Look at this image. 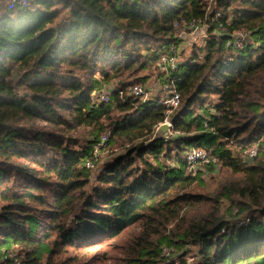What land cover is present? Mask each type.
<instances>
[{"label":"trees","instance_id":"1","mask_svg":"<svg viewBox=\"0 0 264 264\" xmlns=\"http://www.w3.org/2000/svg\"><path fill=\"white\" fill-rule=\"evenodd\" d=\"M198 20L206 37L179 62L170 115L183 134L153 138L165 106L116 90L146 83L177 43L173 23ZM240 30L244 47L226 46ZM103 84L110 100L97 102ZM107 130L108 145L123 151L93 177L85 163ZM254 145L257 155L243 159L240 150ZM190 146L216 164L188 172ZM219 169L240 178L204 193L203 175ZM232 208L249 218L245 226L224 220ZM263 217L264 0L0 8V264L12 263L9 250L20 264H108V241L122 238L110 264H163V242L195 246L192 264H264ZM91 244L97 257L85 251ZM186 254L177 255L182 264Z\"/></svg>","mask_w":264,"mask_h":264},{"label":"built area","instance_id":"2","mask_svg":"<svg viewBox=\"0 0 264 264\" xmlns=\"http://www.w3.org/2000/svg\"><path fill=\"white\" fill-rule=\"evenodd\" d=\"M1 1V0H0ZM35 0H5L6 8L8 9H24L28 7ZM120 1H134V0H120ZM222 12L219 11L216 13V17L221 16ZM201 25L207 26L204 21H182L174 22V37L181 35L182 33H195L199 30ZM221 26V24H220ZM248 41V32L244 30H240L234 32L232 34V38H230L227 42L226 46H231L234 49H242L244 45ZM179 60H178V49L177 46L173 43L171 44L167 52L162 54L157 62V68L159 70L158 77V87L155 93H152V90L147 86L141 83H134L128 86L126 89H118L116 90L117 94L120 98L126 97H135L138 98L141 102H158L165 106L164 110V118L162 121L158 122L154 126V131L156 128L162 123H167L169 126L170 136L167 139H171L173 137H177L182 135L183 133L180 130H174L170 115L171 113L178 107L180 101V93L177 89L176 83L179 80L176 75L179 69ZM93 98L97 102H108L110 100V91L105 90V85L103 84L102 89L99 91H95L92 93ZM209 117L206 118V122H208ZM110 136V131L107 130L100 134V136L92 143L91 153L96 159L95 161L88 160L85 163V166L89 169H93L96 167V163L98 162V158L103 153H109L110 147L108 145ZM258 148L256 145L252 147H244L240 150V156L243 159H250L257 155ZM187 168L186 170L191 173H195L198 169L199 165H209L216 164L217 159L215 157L207 155L205 150L196 146L185 147L183 152ZM97 161V162H96ZM264 220V217H263ZM227 221V224H230V220ZM249 222V218L237 219L233 222L236 227L245 226ZM223 232V230H222ZM6 258L11 259L12 252L9 251L4 255ZM160 256L162 259L168 260V263L171 264L170 259L173 257L172 249L163 245L160 250ZM14 259V258H13ZM15 260V259H14Z\"/></svg>","mask_w":264,"mask_h":264},{"label":"rangeland","instance_id":"3","mask_svg":"<svg viewBox=\"0 0 264 264\" xmlns=\"http://www.w3.org/2000/svg\"><path fill=\"white\" fill-rule=\"evenodd\" d=\"M6 7V2L4 1H0V8ZM205 26H201L199 27V30L195 33H182L181 35L174 37L177 40V43H175V45L177 46L178 49V60L179 61H183V59H185L186 57H189V55L191 54V48L193 44H202L203 39L206 37V30H205ZM175 34V32H174ZM147 73H149V79L146 83H144L143 85L147 86L148 88H150L152 90V93H155L158 87V79L155 78V74L159 76V70L156 67L155 71H150L148 70ZM96 77H99L98 74H96ZM111 84H113V81L111 82ZM213 100H211L212 102L215 101V97L212 98ZM110 147V146H109ZM123 150L122 148H115V147H110V152L109 153H103L100 156V161L98 160V162L96 163V167H94L93 169H91L92 171V175L93 177H95L97 175V173L99 172L100 168L102 167V164L105 163V161L112 159L113 157H115L117 154L121 153ZM183 154V153H182ZM184 155V154H183ZM201 166V165H199ZM93 177L91 178L92 183L94 182ZM240 177L238 175H235L233 177L229 176V173L227 171H225L224 169H219L216 172H207L203 175V185H202V191L204 193H210L211 190H213L214 187L218 186L221 182H229L230 180H238ZM230 212V213H229ZM227 213V211L223 212V217L224 220H230V224H233L234 221H236L237 219H243L246 218L244 216V214H241L236 208H232L231 211H229ZM44 219H42L41 221V227L40 230H42L43 228V224H44ZM170 226H168L166 234H168ZM123 239V238H122ZM122 239L118 240H109L108 241V247H107V253L109 254V256L111 257V259L115 258V259H119L122 256L121 253V243H122ZM105 241V240H103ZM163 245H167L172 249V253H173V258L170 259L171 264H182L180 257H177L178 254H181V252L183 251H187L186 257H185V264H192L195 257H194V252L196 250V247L189 244H185L182 245V247L180 246H176V245H169V244H165L163 242ZM92 246V244L87 247L90 248ZM85 248V249H87ZM84 249V250H85ZM99 249L98 245H93L89 250H85L89 255L97 257V250ZM12 252V256L11 259L14 261L12 263H6V264H20L17 256H16V252L14 250H9ZM3 257V256H2ZM2 257L0 258V261H2ZM4 258V257H3ZM15 260H14V259ZM108 260V264L112 263L111 261ZM168 260L163 259V264L168 263ZM5 264V263H3Z\"/></svg>","mask_w":264,"mask_h":264},{"label":"water","instance_id":"4","mask_svg":"<svg viewBox=\"0 0 264 264\" xmlns=\"http://www.w3.org/2000/svg\"><path fill=\"white\" fill-rule=\"evenodd\" d=\"M170 136L169 126L167 123H162L159 125L156 130L154 131L153 138L157 139H167Z\"/></svg>","mask_w":264,"mask_h":264},{"label":"crops","instance_id":"5","mask_svg":"<svg viewBox=\"0 0 264 264\" xmlns=\"http://www.w3.org/2000/svg\"><path fill=\"white\" fill-rule=\"evenodd\" d=\"M1 1H4V0H1Z\"/></svg>","mask_w":264,"mask_h":264}]
</instances>
